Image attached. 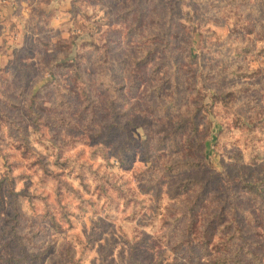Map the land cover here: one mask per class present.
I'll return each instance as SVG.
<instances>
[{
	"label": "rangeland",
	"instance_id": "obj_1",
	"mask_svg": "<svg viewBox=\"0 0 264 264\" xmlns=\"http://www.w3.org/2000/svg\"><path fill=\"white\" fill-rule=\"evenodd\" d=\"M200 188L264 264V0H0V264H206Z\"/></svg>",
	"mask_w": 264,
	"mask_h": 264
},
{
	"label": "trees",
	"instance_id": "obj_2",
	"mask_svg": "<svg viewBox=\"0 0 264 264\" xmlns=\"http://www.w3.org/2000/svg\"><path fill=\"white\" fill-rule=\"evenodd\" d=\"M66 61V60H65ZM65 63V62H64ZM65 66L74 71L75 79L81 78V65L78 58L71 59L65 63ZM190 136H186L188 140ZM205 163L202 160H196V162L181 161L177 164L169 166L168 169H172V173L188 171L191 173H199ZM173 168H175L173 170ZM192 181H197L193 180ZM189 181V180H188ZM200 188L188 206V223L186 224L185 236L191 246H195L200 249L208 250L214 249L217 253L213 255L206 264H261L260 256L258 253L248 245L246 240H243V244L238 245L235 249H229L228 245L235 238L234 232H227L231 223H234V219L229 218V212L236 216L233 205L227 204V200H220L221 207H217L218 211L212 214H199L198 211L201 207V191ZM207 217L204 226L198 229L197 223H201L203 217ZM229 220H231L229 222ZM200 221V222H199ZM205 221V220H204ZM220 228L224 232L218 231ZM198 229V230H197ZM246 261V262H245Z\"/></svg>",
	"mask_w": 264,
	"mask_h": 264
}]
</instances>
